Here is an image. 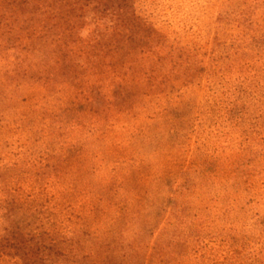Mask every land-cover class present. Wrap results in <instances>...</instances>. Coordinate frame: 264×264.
Wrapping results in <instances>:
<instances>
[{
  "label": "rangeland",
  "instance_id": "374dc122",
  "mask_svg": "<svg viewBox=\"0 0 264 264\" xmlns=\"http://www.w3.org/2000/svg\"><path fill=\"white\" fill-rule=\"evenodd\" d=\"M138 2L169 42H196L202 65L230 68L228 77L205 74L142 100L136 114L102 116L70 88L24 86L0 106L5 184L20 214L101 235L138 210L156 225L186 167L180 182L198 180L190 200L206 221L182 264H264V56L252 58L264 52V0Z\"/></svg>",
  "mask_w": 264,
  "mask_h": 264
},
{
  "label": "trees",
  "instance_id": "16d2710c",
  "mask_svg": "<svg viewBox=\"0 0 264 264\" xmlns=\"http://www.w3.org/2000/svg\"><path fill=\"white\" fill-rule=\"evenodd\" d=\"M237 1L226 3L231 7ZM138 6V0H0V106L10 93L40 85L49 92L70 88L100 116L104 107L116 115L136 114L142 100L190 86L205 74L228 77L230 68L202 65L196 42L189 46L169 42L156 28L149 7ZM227 55L228 63L233 54ZM243 55L247 56L235 57ZM258 55L264 52L257 50L252 58ZM235 57L233 63H237ZM4 146L0 144V151ZM3 165L0 260L16 264H182L195 252V240L202 233L199 223L204 225L206 220L201 211L196 212L200 206L190 200L198 180L188 178L181 183L186 167L166 205L156 208V225L138 210L127 215L116 231L98 235L86 228L64 232L57 228L58 222L46 224L43 213L30 208L20 214L25 207L19 195L7 188L2 173L9 165ZM239 168L241 175L244 166Z\"/></svg>",
  "mask_w": 264,
  "mask_h": 264
}]
</instances>
